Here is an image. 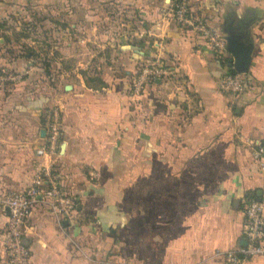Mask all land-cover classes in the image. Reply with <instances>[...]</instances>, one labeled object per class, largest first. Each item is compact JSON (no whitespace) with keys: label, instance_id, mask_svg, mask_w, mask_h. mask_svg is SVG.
Masks as SVG:
<instances>
[{"label":"crops","instance_id":"obj_1","mask_svg":"<svg viewBox=\"0 0 264 264\" xmlns=\"http://www.w3.org/2000/svg\"><path fill=\"white\" fill-rule=\"evenodd\" d=\"M48 4L64 19L52 48L58 147L48 151L37 118L16 132L0 125V194L49 170L78 212L60 225L38 198L24 229L29 264H224L213 254L242 247L247 201L264 189L240 142L264 144V0H190L225 39L235 31L254 46V86L239 96L220 89L231 53L178 26L175 0H0V17ZM158 60L169 75L136 95L141 70ZM21 102L23 114L50 99ZM6 222L0 212V264Z\"/></svg>","mask_w":264,"mask_h":264},{"label":"built area","instance_id":"obj_2","mask_svg":"<svg viewBox=\"0 0 264 264\" xmlns=\"http://www.w3.org/2000/svg\"><path fill=\"white\" fill-rule=\"evenodd\" d=\"M175 23L193 32L205 40L219 54L226 50V39L222 31L211 26L208 21L197 15L190 0H175L172 9ZM168 69L158 60L145 66L136 80L133 90L136 95L143 92L148 82L167 77ZM254 86L248 73H228L220 81L224 93L239 96ZM47 147L54 153L61 134V111L50 109L45 115ZM240 142L251 149L252 159L264 172V144L240 136ZM41 197L47 203L51 214L61 225L62 220H74L78 212L76 198L66 193L59 178L51 171H40L34 185L20 192L0 194V212L7 216L2 235V246L6 252L8 264H29L30 251L24 243V229L30 217L34 203ZM245 239L247 245L228 251H215L214 258L222 259L224 264H242L249 259L264 257V189L261 198L250 197L245 208Z\"/></svg>","mask_w":264,"mask_h":264},{"label":"rangeland","instance_id":"obj_3","mask_svg":"<svg viewBox=\"0 0 264 264\" xmlns=\"http://www.w3.org/2000/svg\"><path fill=\"white\" fill-rule=\"evenodd\" d=\"M0 26V125L12 126L10 131L16 132L17 127L35 124L37 118L38 127L45 128L55 86L52 48L54 37L59 42V36L54 32L64 26V19L50 4L29 5L0 17ZM40 96L50 102L39 111L21 114L18 107L23 98Z\"/></svg>","mask_w":264,"mask_h":264},{"label":"water","instance_id":"obj_4","mask_svg":"<svg viewBox=\"0 0 264 264\" xmlns=\"http://www.w3.org/2000/svg\"><path fill=\"white\" fill-rule=\"evenodd\" d=\"M227 51L231 53L233 60L230 62V67L236 73H248L252 60V52L254 46L252 44H245L241 42L242 37L238 36L235 31L227 30ZM71 86H67L66 89H70ZM46 129H42L41 138H46ZM247 240L244 239L241 242V246H246Z\"/></svg>","mask_w":264,"mask_h":264},{"label":"trees","instance_id":"obj_5","mask_svg":"<svg viewBox=\"0 0 264 264\" xmlns=\"http://www.w3.org/2000/svg\"><path fill=\"white\" fill-rule=\"evenodd\" d=\"M0 27H2V26H0ZM230 73H235V71H234V70H231ZM254 197H255V196H254Z\"/></svg>","mask_w":264,"mask_h":264}]
</instances>
